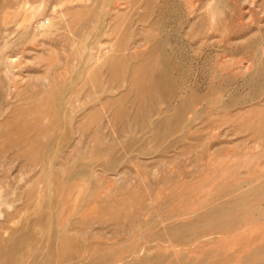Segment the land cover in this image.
Here are the masks:
<instances>
[{
	"label": "rangeland",
	"instance_id": "rangeland-1",
	"mask_svg": "<svg viewBox=\"0 0 264 264\" xmlns=\"http://www.w3.org/2000/svg\"><path fill=\"white\" fill-rule=\"evenodd\" d=\"M159 42L177 91L168 114L144 88L158 73L160 57L146 54ZM117 57L128 62L120 74L108 68ZM184 100L193 104L182 122L156 129ZM262 110L264 0H0V256L23 238L15 264H264L260 196L215 228L193 226L264 179ZM58 228L66 247L57 234L50 245Z\"/></svg>",
	"mask_w": 264,
	"mask_h": 264
},
{
	"label": "bare ground",
	"instance_id": "bare-ground-1",
	"mask_svg": "<svg viewBox=\"0 0 264 264\" xmlns=\"http://www.w3.org/2000/svg\"><path fill=\"white\" fill-rule=\"evenodd\" d=\"M78 14H80V13H78ZM77 14V15H78ZM88 14H90V13H88ZM92 14V13H91ZM91 14H90V17H91ZM76 15V14H75ZM80 15H82V14H80ZM85 16V15H84ZM86 17V16H85ZM77 18H80V16L78 17L77 16ZM87 18H85L84 20L87 22L88 21V19L86 20ZM74 20V19H73ZM76 20H78V19H76ZM76 20H74V21H76ZM82 21H83V19H81ZM74 23V22H73ZM85 23V22H84ZM88 23V22H87ZM75 24V23H74ZM77 24V23H76ZM87 25V24H86ZM77 26V25H76ZM75 26V27H76ZM123 36V35H122ZM126 37V36H125ZM125 39V38H124ZM124 39L122 38V39H120V41L119 42H121L122 40H123V42H124ZM150 40H151V38H150ZM147 41V40H146ZM149 41V40H148ZM122 42V43H123ZM124 44H126V42H124ZM115 45V44H114ZM126 46V45H125ZM131 47V46H130ZM114 48V47H113ZM120 49V48H119ZM127 49H128V47H127ZM130 49V48H129ZM135 49V48H134ZM110 50V49H109ZM118 50V49H117ZM111 51V50H110ZM123 51H125V50H123ZM130 51V50H129ZM104 52L106 53V51L104 50ZM133 51H131V52H129V53H132ZM134 52H136V50L134 51ZM111 53V52H110ZM109 53V54H110ZM103 54V53H102ZM101 54V55H102ZM156 54H158V56L160 57V59L161 60H159L157 63H158V73H156V76L153 78V79H151V80H149L147 83H145L146 84V86L144 87V88H146V90L148 91V90H154V92H156V94H157V96L159 97V99H162L163 100V102L165 103V105H166V110H165V114H168L169 113V111H171L172 110V103H174L173 101L175 100L174 98H175V96H176V86H175V80H174V77H173V75H172V71H171V69H172V65H171V63H170V60H169V57H168V54H166V52L164 51V45H163V42H159L157 45H154V46H152L150 49H149V52L146 54V56L147 55H149L150 56V58H152L154 55H156ZM104 55L105 54H103L102 56V58H104ZM113 55V54H112ZM135 55V54H134ZM110 56V55H109ZM120 57V56H119ZM119 57H117V58H115V60L114 61H112L111 63H109V67L108 68H110V70H111V72H113L114 70L115 71H117L118 73H119V70L121 69H123L127 64H126V60H122L121 58H119ZM121 57H122V55H121ZM136 57H138V56H136ZM108 58V57H107ZM82 59H83V57H82ZM126 59V58H125ZM113 60V59H112ZM83 61V60H82ZM102 61V60H101ZM126 61V62H125ZM156 62V61H155ZM128 63V62H127ZM102 64H104L105 65V63H102ZM92 65H94V64H92ZM103 65V66H104ZM82 66V65H81ZM108 66V65H107ZM105 67V66H104ZM88 68V67H87ZM103 68V67H102ZM84 69V68H83ZM92 69V68H91ZM104 69V68H103ZM141 69V66H139V65H137V64H135L132 68H130V72H129V74H130V76H131V79L132 80H137V78H136V76H137V74L139 73V71H141L140 70ZM105 70V69H104ZM109 70V69H108ZM124 70V69H123ZM122 70V71H123ZM82 71V70H81ZM87 71V70H86ZM106 71V70H105ZM125 71V70H124ZM108 72V71H107ZM110 72V73H111ZM90 74H92L93 76H95V75H98V73H99V68L97 67L96 68V70H93L92 71V73L91 72H89ZM89 74V75H90ZM120 74V73H119ZM122 74H123V72H122ZM83 75H85V74H83ZM111 75V74H110ZM57 77V76H56ZM97 77V76H96ZM110 77V76H109ZM112 77V76H111ZM122 77V76H121ZM88 78V77H87ZM90 79V78H89ZM113 79H114V81H116V80H118V79H115L114 78V76H113ZM123 79V78H122ZM87 80V79H86ZM111 80V79H110ZM93 81H94V79H93ZM109 81V79L107 80V82ZM90 82V81H89ZM92 82V81H91ZM122 82V81H121ZM125 82V81H124ZM43 83V82H42ZM95 83V82H94ZM44 84V83H43ZM98 84V83H97ZM111 84H113L112 82H111ZM110 84V85H111ZM91 85H93V84H91ZM100 85V84H99ZM98 85V86H99ZM44 86V85H43ZM62 86H64V85H62ZM61 86V87H62ZM97 86V87H98ZM60 86H59V88H61ZM100 88V87H99ZM117 88V87H116ZM183 88H185V87H183ZM12 89V88H11ZM54 89V88H53ZM56 89V88H55ZM76 90H77V88H75ZM75 89H74V92H75V96H77L78 95V92L76 93V91H75ZM85 89V88H84ZM106 89V88H105ZM104 89V90H105ZM91 90V89H90ZM112 90V89H111ZM114 90H117V89H115V87H114ZM50 91H52V90H50ZM56 91V90H55ZM87 91V90H86ZM118 91V90H117ZM141 91H144V89L142 88L141 89ZM49 92V91H48ZM53 92V91H52ZM73 92V93H74ZM88 92V91H87ZM94 92V91H93ZM103 92V91H102ZM101 92V93H102ZM32 94V93H31ZM37 94H39V93H37ZM77 94V95H76ZM99 94V93H98ZM97 94V95H98ZM121 94V93H120ZM96 95V96H97ZM123 95V94H122ZM136 95V94H135ZM81 96H82V94H81ZM212 96V95H211ZM25 97V96H24ZM54 97V96H53ZM86 97V96H85ZM30 98V97H29ZM52 98V97H51ZM76 98V97H75ZM80 98H82V97H80ZM92 98V97H91ZM94 98H96V97H94ZM98 98V97H97ZM110 98H112V97H110ZM139 98V104L143 101V99L141 98V96L140 97H138ZM27 99V98H26ZM44 99V98H43ZM43 99H40L41 100V104H42V101H43ZM50 99V98H49ZM88 99V98H87ZM107 99V98H106ZM46 100H47V98H46ZM98 100V99H97ZM96 100V101H97ZM120 99H118V100H114L115 101V103H118V101H119ZM25 101V100H24ZM31 101H33V100H30V102ZM48 101V100H47ZM107 101H109V100H107ZM46 102V101H45ZM49 102V101H48ZM71 102V101H70ZM104 102H105V100H104ZM111 102H113V101H111ZM120 102V101H119ZM205 102V101H204ZM203 102V103H204ZM25 103H27L26 101H25ZM40 102H38V104H39ZM47 103V102H46ZM72 103H73V101H72ZM71 103V104H72ZM31 104H32V102H31ZM43 104H44V102H43ZM42 104V105H43ZM108 104V103H107ZM192 104H193V101L192 100H189V101H182V103L180 102L179 103V105L176 107V116L172 119V118H169L167 115H166V117H163L160 121H158V123L155 125V126H157L156 127V129L157 128H161V127H168V132H171L173 129H175L174 128V124H176V125H178V124H180L181 122H182V120L184 119V114L187 112V111H189V110H191L192 109ZM32 105H35V104H32ZM46 105V104H45ZM205 105V104H204ZM38 106V105H37ZM41 106V105H40ZM99 106H101V105H99ZM107 106V105H106ZM198 106V105H197ZM196 106V107H197ZM19 107V106H18ZM18 107H16L17 109H18ZM21 107V106H20ZM24 107H26V105H24ZM27 107H29V106H27ZM33 107V106H32ZM44 107V106H43ZM47 107V105L45 106V108ZM23 108V107H22ZM22 108L20 109V113L15 109V111H14V113L17 111L19 114H15L16 115V117H17V115H22V114H24V113H22L21 111H25L24 109L25 108H23V110H22ZM34 109H35V107H33ZM42 108V107H41ZM79 108V107H78ZM81 108V107H80ZM96 108H97V106H96ZM100 108V107H99ZM139 111H141V112H139L140 114H142V112H143V110H144V112H147L148 110L147 109H145V108H143L141 105H139ZM13 109V110H14ZM27 109V108H26ZM29 109V108H28ZM44 109V108H43ZM54 109H56V108H54ZM77 109V108H76ZM95 109V108H94ZM104 110V106L102 107L101 106V109L100 110ZM30 110V109H29ZM38 110H40L39 108L37 109V113H38ZM92 110V109H91ZM98 110V109H97ZM102 110V111H103ZM122 111V110H121ZM42 112V111H41ZM71 112V111H70ZM261 112V111H260ZM259 112V113H260ZM264 112V110H262V113ZM22 113V114H21ZM27 113V112H26ZM40 113V112H39ZM45 113V112H44ZM43 113V116L45 117V118H47V115L46 114H44ZM76 113V112H75ZM88 113V112H87ZM120 113V112H119ZM256 113V112H255ZM258 113V115H256V116H260L261 114H259ZM49 114V113H48ZM98 114V113H97ZM121 114V113H120ZM144 114V113H143ZM191 114V113H190ZM25 115H27V114H25ZM46 115V116H45ZM94 115V114H93ZM39 116V115H38ZM58 116V115H57ZM65 116V115H64ZM190 116H192V115H190ZM261 116H264V113L261 115ZM26 117V116H25ZM40 117V116H39ZM48 117H49V115H48ZM59 117V116H58ZM84 117H85V115H84ZM90 117V116H89ZM96 117V116H95ZM153 117V116H152ZM151 117V118H152ZM211 117V116H210ZM13 118V117H12ZM15 118V117H14ZM18 118H21L20 116L18 117ZM57 118V117H56ZM87 118V117H86ZM98 118H100L99 120H102L101 119V117H99L98 116ZM111 118V117H110ZM113 118V117H112ZM120 118V117H119ZM224 118V117H223ZM259 118H261V117H259ZM16 119V118H15ZM54 119V118H53ZM52 119V121H54ZM89 119V118H88ZM224 119H226V117L224 118ZM257 119V118H256ZM262 119V118H261ZM264 119V118H263ZM12 121V123L11 124H13V119H11ZM18 120V121H17ZM64 120V119H63ZM84 120V119H83ZM87 120V119H86ZM90 120V119H89ZM93 120V119H92ZM120 120V119H119ZM8 121V120H7ZM23 121H25V122H27V119L25 120H23ZM94 121V120H93ZM96 121H98L97 119H96ZM260 121V120H259ZM16 122H19V119H16ZM15 122V123H16ZM25 122H23V123H25ZM29 122V121H28ZM31 122V121H30ZM29 122V123H30ZM41 122V121H40ZM57 122V121H56ZM56 122H54V123H56ZM95 122V121H94ZM99 122V121H98ZM196 122V121H195ZM222 122H223V119H222ZM244 122V121H243ZM262 122H264V121H261V122H259L260 124H263ZM14 123V124H15ZM20 123H22V121L20 122ZM22 123V124H23ZM57 123H59V122H57ZM60 123H61V121H60ZM82 123H85L84 121H82ZM87 123H88V121H87ZM90 123H91V120H90ZM241 123V122H240ZM245 123V122H244ZM26 124V123H25ZM30 124H32V122L30 123ZM38 124V123H37ZM40 124V123H39ZM213 124V123H212ZM8 125V124H7ZM6 125V126H7ZM34 125H36V124H34ZM3 126H4V124H3ZM3 126H2V128H3ZM20 126V125H19ZM28 126H32V125H28ZM36 126H38L39 127V125H36ZM52 126V125H51ZM54 126H55V124H54ZM210 126V125H209ZM212 126H214V125H212ZM243 126H244V124H243ZM5 127V126H4ZM9 127V126H8ZM41 127V126H40ZM78 127H80L79 126V123H78ZM86 127V126H85ZM85 127H83L84 129H85ZM87 127H89V129H90V126H87ZM93 127V126H92ZM114 127H116V126H114ZM113 127V128H114ZM23 128H24V126H23ZM26 128V127H25ZM30 129H28V131L30 130V131H32V129H33V126L32 127H29ZM32 128V129H31ZM37 128V127H36ZM42 128H44V126L42 125ZM54 128V127H53ZM52 127L51 128H49V129H53ZM95 128V127H94ZM101 129L103 128V126L102 127H100ZM193 128V127H192ZM195 128V127H194ZM4 129V128H3ZM10 129V128H9ZM27 129H24L25 131L27 130ZM34 129H35V127H34ZM87 130L86 131H88V128H86ZM104 129V128H103ZM155 129V130H156ZM2 130V129H1ZM79 130H80V128H79ZM10 132L12 131V130H9ZM28 131H26V133L28 132ZM30 131H29V133H30ZM4 132V131H3ZM39 132V131H38ZM44 132V131H43ZM94 133H95V129H94V131H93ZM26 133H23L24 135V139H25V135H26ZM28 133V134H29ZM45 133V132H44ZM83 134H84V132H82ZM191 133H193L194 134V132H191ZM259 133H261V130H260V132ZM8 134H9V132H8ZM11 134V133H10ZM20 134V133H19ZM99 134V133H98ZM30 135V134H29ZM43 135H45V134H43ZM96 135V134H95ZM95 135H93V136H95ZM14 136H16L15 134H14ZM28 136V135H27ZM42 135H40V136H35V138L36 137H38V138H40ZM99 136V135H98ZM166 136V135H165ZM259 136V135H258ZM7 137V136H6ZM96 137V139H97V135L95 136ZM113 137V136H112ZM202 137V136H201ZM201 137L199 138V139H201ZM261 137V136H260ZM1 138V137H0ZM13 139H15L14 137H12ZM37 138V139H38ZM93 138V137H92ZM100 138V137H99ZM262 138V137H261ZM13 139H11V141L13 140ZM17 139H18V142H20V138L18 137V138H16V141H17ZM21 139H23V138H21ZM23 139V140H24ZM34 139V138H33ZM37 139H34V142L37 140ZM2 140V139H1ZM4 140H6V141H9V140H7V139H3V141ZM22 140V141H23ZM26 140L28 141V138H26ZM92 140V139H91ZM167 140V139H166ZM202 140V139H201ZM2 141V142H3ZM16 141H15V144H16ZM30 141H32V138H30ZM187 141V140H186ZM194 141H195V144H196V140L194 139ZM1 142V141H0ZM33 142V141H32ZM34 142H33V144H34ZM42 142V141H41ZM20 143H22V142H20ZM24 143V142H23ZM37 142H35V144H36ZM190 143V142H189ZM199 143H201L200 141L199 142H197V144L199 145ZM7 144V143H6ZM9 144H10V142H9ZM13 144V143H12ZM19 143H17V145H18ZM34 144V145H35ZM97 144V143H96ZM110 144V143H109ZM202 144V143H201ZM3 145H4V142H3ZM24 145V144H23ZM26 145V144H25ZM34 145H30V147L31 146H33V147H31V149H33L34 148ZM41 145V144H40ZM95 145V144H94ZM129 145V144H128ZM188 145V144H187ZM187 145H186V147H187ZM190 145V144H189ZM192 145V144H191ZM194 145V144H193ZM0 146H1V144H0ZM7 146V145H6ZM8 146H10V145H8ZM13 147H14V145H12ZM12 146H10V147H12ZM36 146V145H35ZM43 146H44V144H43ZM99 146V145H98ZM22 147V146H21ZM38 147V146H37ZM86 147V146H85ZM95 147V146H94ZM196 147V146H195ZM5 148L6 147H4V150H5ZM9 148V147H8ZM18 148H19V146H18ZM43 148V147H42ZM42 148L41 149H39V152H40V150H42ZM91 148V147H90ZM193 148V147H192ZM7 149V148H6ZM10 149V148H9ZM13 149V148H12ZM11 149V150H12ZM29 149V152H31V149L30 148H28ZM92 149V148H91ZM107 149H108V147H107ZM195 149V148H194ZM4 150H3V152H4ZM21 150H23V148L22 149H20L19 150V152H21ZM87 150V149H86ZM85 150V151H86ZM155 150V149H154ZM181 150V149H180ZM184 150V149H183ZM189 150V149H188ZM192 150V149H191ZM28 151V150H27ZM110 151V150H109ZM38 152V153H39ZM89 152V151H88ZM90 152H92L91 150H90ZM89 152V153H90ZM159 152V151H158ZM25 154V153H24ZM30 154V153H29ZM32 154V153H31ZM29 155V156H31L32 157V155ZM34 154H36V153H34ZM102 154V153H101ZM23 155V154H22ZM25 155H28V152H26V154ZM25 155H23V157H25ZM21 155H19V157H20ZM143 156V155H142ZM37 158V157H36ZM29 159V158H28ZM67 159H69V158H67ZM31 160H33V157H32V159H30V162L32 163V161ZM29 161V160H28ZM36 161V160H35ZM38 161V160H37ZM34 162V161H33ZM106 163V162H105ZM39 164V163H38ZM33 165V164H32ZM155 165H157V164H155ZM155 165H153L154 167H155ZM107 169V168H106ZM79 180V179H78ZM167 180V179H166ZM168 181V180H167ZM64 183V181L62 182V184ZM78 183V182H77ZM77 183H75V184H77ZM74 184V183H73ZM69 186V185H68ZM71 186H73L72 185V183H71ZM77 186V185H76ZM151 186H153V184L151 185ZM150 186V187H151ZM233 186V185H232ZM74 187H75V185H74ZM72 188V187H71ZM70 188V189H71ZM74 189V188H73ZM139 190H140V188H138ZM147 189V188H146ZM63 191V190H62ZM68 192H69V189L67 190ZM121 191V190H120ZM141 191H143V190H141ZM146 191H148V190H146ZM27 193H28V191H27ZM67 193V192H66ZM135 194H138V193H135ZM99 195V194H98ZM145 195V194H144ZM252 196H260L261 197V199H264V179L262 180V181H260V183L258 184V185H256L254 188H251V189H249V190H246V191H241V192H239V195H238V199L230 206V207H223V208H220L219 210H217V211H214V212H209V213H207V214H205L203 217H202V220L199 222V223H197V224H194L193 226H194V228H203V229H211V228H215V226L217 225V221H218V218H220V216H224V215H226V214H228L229 212H234L235 210H234V208L233 207H239V205H244L245 203H247L248 202V200H249V198H251ZM30 197H31V193H30ZM99 197V196H98ZM137 197H139V196H137ZM142 197V196H141ZM4 199V198H3ZM28 199H30V198H28ZM139 199V198H138ZM102 201V200H101ZM138 202H139V200H138ZM137 202V203H138ZM5 203V202H4ZM101 203V202H100ZM126 203H128V202H126ZM2 204V203H1ZM59 204V203H58ZM114 204H116V203H114ZM122 204V203H121ZM125 204V203H124ZM133 204H135V202L133 203ZM139 204H140V202H139ZM62 205H64V204H62ZM109 205V204H108ZM118 205H119V203H118ZM6 206V205H5ZM113 206V205H112ZM116 206V205H115ZM125 206V205H124ZM123 206V207H124ZM137 206H138V204H137ZM1 207H2V205H1ZM114 207V206H113ZM119 207V206H118ZM122 207V206H121ZM139 207V206H138ZM142 207V206H141ZM11 208V207H10ZM106 208V207H105ZM114 208H116V207H114ZM120 208V207H119ZM119 208H116V209H119ZM136 208V207H135ZM241 208V207H240ZM122 209V208H121ZM139 209V208H138ZM141 209V208H140ZM139 209V210H140ZM144 209V208H143ZM142 209V210H143ZM231 209V210H230ZM109 210V209H108ZM139 210L138 211H136V209H135V211L136 212H138V213H140L139 212ZM101 211H103L102 209H101ZM121 211V210H120ZM114 212V211H113ZM144 212V211H143ZM133 213V212H132ZM137 213V214H138ZM59 214V213H58ZM58 214H56V216H58ZM108 214V213H107ZM131 214V213H130ZM129 214V215H130ZM136 214V215H137ZM233 214V213H232ZM116 215H118V214H116ZM128 214L126 215V216H129ZM135 215V216H136ZM230 215V214H229ZM103 216V215H102ZM108 216H110L109 214H108ZM107 216V217H108ZM107 217H102L103 218V220L104 219H106ZM116 217V216H115ZM115 217L113 218V220L115 219ZM118 217V216H117ZM138 217H139V215H138ZM102 218L99 220V221H101L102 220ZM130 218V217H129ZM140 219H141V217H139ZM119 219V218H118ZM123 219V218H122ZM127 219V218H126ZM139 219V220H140ZM41 220H44V219H41ZM45 220L46 221H50L48 218H45ZM111 220V219H110ZM113 220H112V222H113ZM107 221V220H106ZM106 221H105V224H106ZM133 221H136V219L135 220H133ZM78 222V221H77ZM104 221H102V223H103ZM107 222H110L111 223V221H107ZM120 222H121V220H120ZM84 223V222H83ZM118 222H116V224H117ZM135 223V222H134ZM139 223V222H138ZM2 224V223H1ZM116 224H115V226H116ZM118 224H120V223H118ZM118 224H117V228H120V227H118ZM4 225V224H3ZM1 226V225H0ZM132 226H134V224L132 225ZM131 226V227H132ZM237 226V224H235V225H232L231 227H230V229L231 228H235ZM2 227V226H1ZM0 227V228H1ZM4 227V226H3ZM85 227V226H84ZM4 229V228H3ZM80 229V228H79ZM7 230V229H6ZM115 230H117V229H115ZM0 232L1 233H3L1 230H0ZM75 232V231H74ZM12 233H14V232H12ZM16 234H18L17 233V231H16ZM57 234V236H56V238L58 239V242L61 244V247L63 246V247H66V245H67V243L69 242V237H68V233H67V230H61L60 228H58V229H55V231H54V235L52 236V238H51V240H50V245L52 246L53 245V242L54 241H56L55 240V238H54V236ZM0 235H2V234H0ZM11 235V234H10ZM5 237V236H4ZM1 238V237H0ZM74 238V237H73ZM78 240V239H77ZM8 242V241H7ZM14 242V241H13ZM23 242H24V239L23 238H18L17 239V241H16V244H17V246L15 245V246H11L10 247V245H9V243H7V247H8V251H7V253H9V254H4V257H1L0 256V262L2 261L3 263L4 262H6V261H9L10 260V262L11 263H14L15 264V261L13 260V258H14V254H15V252L17 251V252H21V251H23ZM75 243V242H74ZM47 244H49V243H47ZM9 245V246H8ZM60 246V245H59ZM81 247V246H80ZM86 247V246H85ZM113 247H115V246H113ZM5 249V248H4ZM75 250H76V248H75ZM83 250V249H82ZM68 251V250H67ZM101 252H103V251H101ZM64 253V252H63ZM74 253V252H73ZM76 253V252H75ZM85 254V253H84ZM101 254V253H100ZM149 254V255H148ZM146 256H145V259L146 258H149L150 256H151V253H148ZM0 255H1V252H0ZM102 255V254H101ZM117 255V254H116ZM140 254H138V256H139ZM108 256V255H107ZM86 257V256H85ZM98 257V256H97ZM111 257V256H110ZM6 258V259H5ZM109 258V257H108ZM112 258H114V257H112ZM5 259V260H4ZM107 259V258H106ZM106 259H104V260H106ZM82 260V259H81ZM96 260V259H95ZM109 260V259H108ZM111 260V259H110ZM141 260V259H140ZM159 260V259H158ZM47 261V260H46ZM146 261V263H148V264H160V262H158L157 260H155V259H151V260H145ZM82 262H83V260H82ZM114 262V261H113ZM96 263V262H95ZM102 263V262H101Z\"/></svg>",
	"mask_w": 264,
	"mask_h": 264
}]
</instances>
